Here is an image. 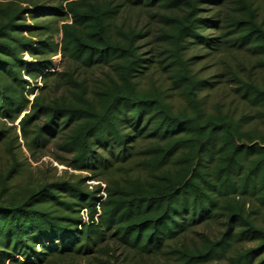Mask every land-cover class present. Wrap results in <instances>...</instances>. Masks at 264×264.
Here are the masks:
<instances>
[{
	"label": "trees",
	"instance_id": "16d2710c",
	"mask_svg": "<svg viewBox=\"0 0 264 264\" xmlns=\"http://www.w3.org/2000/svg\"><path fill=\"white\" fill-rule=\"evenodd\" d=\"M262 6L0 0V264H264ZM198 47L257 55V75L228 81L263 126L207 107ZM51 145L80 173L34 171ZM209 223L217 235L185 241Z\"/></svg>",
	"mask_w": 264,
	"mask_h": 264
},
{
	"label": "rangeland",
	"instance_id": "374dc122",
	"mask_svg": "<svg viewBox=\"0 0 264 264\" xmlns=\"http://www.w3.org/2000/svg\"><path fill=\"white\" fill-rule=\"evenodd\" d=\"M212 7V6H207ZM261 18H264V7L261 9ZM148 21V15L145 13H139L137 10L125 9L120 15L119 22H124L126 25H138L141 26L144 22ZM153 26V25H152ZM212 32V31H209ZM62 39V34L55 36L56 42L60 43ZM189 56H198L194 60V70L197 71L199 76L209 79L214 82L212 87H207L203 92L206 100L205 103L210 110H215L221 108L225 111L235 113L237 116L242 112H248L251 115L250 123H259L261 126V118L258 113L257 108L249 107L243 103L240 93L235 91V83L233 81H228V74L231 67L239 71L245 78L252 73V76L257 75L259 70L257 63V55L250 50H237L235 48H222L220 51L215 52V54H206V51L200 47L189 48ZM25 57L31 60L29 55L25 53ZM54 68L52 71L62 69V56L57 54L53 57ZM226 72L222 77H218L221 73ZM153 78V74H150ZM149 76V75H148ZM146 76L143 78L144 82H149L150 78ZM39 85H41V77L38 79ZM174 101L176 105L180 104V98L174 96ZM56 151V148L51 145L48 149V155L43 156L38 162L31 161L34 171L41 169L42 172L45 171L50 175H61L65 169H69L70 173L79 174L80 172L75 171L64 164H60L52 156ZM1 154V153H0ZM29 156L28 153H25ZM55 168L57 170H55ZM86 174V173H85ZM89 183H96L95 181H89ZM220 225L215 223L201 224L195 231H190L185 241L191 243L200 238V233H206L210 236H215L218 234ZM166 260L164 255H160L157 259H153V262L157 264H162ZM209 264H229L227 260H221L217 262H212Z\"/></svg>",
	"mask_w": 264,
	"mask_h": 264
}]
</instances>
